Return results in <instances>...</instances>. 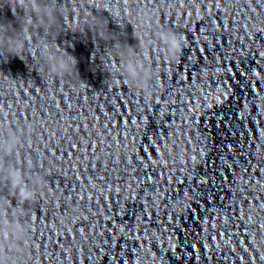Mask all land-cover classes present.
Masks as SVG:
<instances>
[{
  "label": "clouds",
  "instance_id": "1",
  "mask_svg": "<svg viewBox=\"0 0 264 264\" xmlns=\"http://www.w3.org/2000/svg\"><path fill=\"white\" fill-rule=\"evenodd\" d=\"M15 3L20 6L21 10L26 12V15L19 23V29L14 35L6 34L5 29L0 27V56H3L5 60L9 56L19 57V54L27 48L34 59L40 62L41 66L36 69L39 74L42 69H46L49 76H62L65 73L76 70V58L66 49L61 50L57 42L51 37L58 17L63 15L60 0H15ZM34 30L42 33L35 44H33L32 36L30 35ZM89 30L93 32V29L90 28ZM94 34L98 36L100 41H109L105 38L103 31L96 30ZM107 35L112 36L109 32ZM161 36L172 51H179L183 41L182 36L168 32L161 33ZM114 41L111 46L105 47V54L109 50H116V54L121 57V70L129 78L130 82H146L149 77V70L143 66L133 52L120 51L119 49L123 45L119 41ZM132 47L127 45L128 49ZM101 61L104 71H108L110 76L111 71L115 70V64L107 65L105 61ZM16 142L15 137H12L9 141L0 140V173L5 175L13 191L19 190L18 196L22 203L31 199L34 194L23 186L22 177L12 164L7 167L4 165V156L13 150ZM4 208L5 201L0 198V215L3 214ZM19 211H22V209Z\"/></svg>",
  "mask_w": 264,
  "mask_h": 264
}]
</instances>
